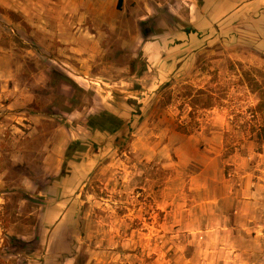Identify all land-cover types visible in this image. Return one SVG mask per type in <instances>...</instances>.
Returning <instances> with one entry per match:
<instances>
[{"label":"rangeland","instance_id":"obj_1","mask_svg":"<svg viewBox=\"0 0 264 264\" xmlns=\"http://www.w3.org/2000/svg\"><path fill=\"white\" fill-rule=\"evenodd\" d=\"M109 18L77 77L0 6V259L122 264L131 251L184 264L192 230L170 208L209 197L220 207L242 189L245 212L221 207L232 233L209 264H264V140L251 113L264 90V0H123ZM190 89L221 103L192 119ZM100 107L132 121L130 143L85 127ZM74 141L88 149L68 161ZM127 229L143 230L144 245L128 246Z\"/></svg>","mask_w":264,"mask_h":264},{"label":"crops","instance_id":"obj_2","mask_svg":"<svg viewBox=\"0 0 264 264\" xmlns=\"http://www.w3.org/2000/svg\"><path fill=\"white\" fill-rule=\"evenodd\" d=\"M118 4L119 0L115 1V6L107 7L105 0H0V6L15 14L20 21L27 25V29L40 31L41 42L47 53H54L56 59L71 64L76 72L74 75L77 77L89 75L90 63L99 52L97 35L92 32L103 26L110 19L109 16L117 15L120 9ZM18 25L21 26L20 23ZM192 187L193 185H191ZM241 191L242 189L236 190L235 196L227 194L232 197L223 199L220 207H218L217 198L209 197V199L198 201L195 204L185 201L180 205V210L177 205L170 208V214L174 213L177 219L176 224L184 226L187 221L185 228L192 230L191 236L188 234L189 244H191L190 254H184L182 263L209 264L214 262L216 242H219L217 243L218 247L222 246L225 250L228 248L223 243H229L232 232L224 231V228L230 229L227 224L223 226L217 217L223 218V215L226 217L225 213L227 212L221 208L225 204L228 206L226 210L229 208L235 214L245 212V202L238 203ZM206 220H209V223L210 220L213 222L205 227ZM183 226L178 231H182ZM129 231L130 229L123 230L128 246L131 247L132 244L143 246L142 238L144 236L142 234H145L143 230L138 231L137 239H135L136 232ZM144 254L145 252L133 254L131 251H124L122 264H142L141 259ZM135 256L137 259H134ZM63 264L71 263L66 261Z\"/></svg>","mask_w":264,"mask_h":264},{"label":"trees","instance_id":"obj_3","mask_svg":"<svg viewBox=\"0 0 264 264\" xmlns=\"http://www.w3.org/2000/svg\"><path fill=\"white\" fill-rule=\"evenodd\" d=\"M123 0H119L118 8L122 7ZM196 30L190 28L187 32H195ZM73 82V81H72ZM75 84V83H74ZM186 98L189 100L188 104L191 107L190 117L193 119L195 110L197 106L201 108L208 109L214 107L216 104L221 103V98L216 96L212 91L206 89H196L189 90L186 93ZM251 113L253 117H256L258 113L261 114L262 122L258 127V136L264 140V90L261 92V101L258 105L251 108ZM134 115L142 118V108L138 106L136 113ZM132 121L127 122L125 118L115 110H110L107 107H100L95 112L86 117L84 125L88 130H97L106 136H114L121 144V146L130 143L131 132L133 131L131 126ZM178 129L184 134H191V129L187 125H179ZM95 149L98 147L96 143L93 144ZM86 149H88L87 144H83L81 141H74L70 143L67 148L66 156L69 161L73 154H78V156L83 155ZM80 158V157H79ZM70 170L68 162L63 164V169L61 175L66 174ZM0 264H6L5 261L0 259Z\"/></svg>","mask_w":264,"mask_h":264}]
</instances>
